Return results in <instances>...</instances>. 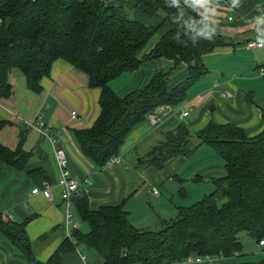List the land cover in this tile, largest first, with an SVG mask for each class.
<instances>
[{
  "label": "trees",
  "instance_id": "1",
  "mask_svg": "<svg viewBox=\"0 0 264 264\" xmlns=\"http://www.w3.org/2000/svg\"><path fill=\"white\" fill-rule=\"evenodd\" d=\"M133 2L147 14L161 12L162 25L169 27L148 54H142L144 47L160 26L132 18L124 4L112 0H0V98L12 94L11 68L21 69L35 90L59 58L83 70L90 87L101 88V113L93 126L76 133L83 155L100 166H107L119 154L137 123L162 106L183 101L189 87L208 72L201 63L205 54L234 44L233 37L201 17L197 0ZM163 57L187 64V80L159 75L127 95L111 87V81L137 70L146 59ZM203 143L225 160L226 174L213 180L216 190L190 207H181L159 229L136 227L124 203L93 208L86 197H80L77 209L90 230L75 229L77 243L97 250L104 264H173L205 255L242 256V231L264 240V130L250 136L236 124L212 120L192 134L182 124L142 157L139 167L162 169L170 158L191 156ZM28 157V152L11 151L0 144V159L11 166L24 167ZM0 232L25 257L37 261L25 222L6 220L0 212ZM71 236L47 264H63L62 254L76 246ZM237 264H264V260Z\"/></svg>",
  "mask_w": 264,
  "mask_h": 264
},
{
  "label": "crops",
  "instance_id": "2",
  "mask_svg": "<svg viewBox=\"0 0 264 264\" xmlns=\"http://www.w3.org/2000/svg\"><path fill=\"white\" fill-rule=\"evenodd\" d=\"M234 2V8L229 0L199 3L201 17L219 32L233 37L234 44L218 47L201 58L208 72L189 87L183 101L156 110V123L147 117L133 127L119 149L118 155L122 159L119 164L100 166L81 151L76 131L93 126L101 113V88L90 87L87 73L59 58L53 62L49 76L42 78L41 88L35 90L29 87L21 69L11 68L12 94L0 98V144L11 151L20 149L28 152L29 157L22 168L0 159V212L6 220L25 222L37 261L47 264L70 236L61 199L62 168L50 140L42 134L45 128L54 133L59 146L67 154L71 174L80 181L79 193L75 197V215L80 226L83 220L77 202L80 197H86L93 208L124 203L130 221L143 229H152L160 220L162 226V221L170 219L173 210L179 212L182 205L173 200L178 192L189 198L184 186L177 192L173 179L180 184L190 180L213 182L214 178L226 174L224 158L206 143L192 154L194 159H190L192 156H175L167 160L162 169L154 166L140 168L141 158L165 141L168 132L185 124L192 134H196L212 120L218 124H236L250 136L264 130V77L259 76L258 71L264 66V48L252 49L246 45L249 40L256 41L264 35V0ZM112 3L124 4L134 11L138 20L148 25L160 26L157 30L160 38L169 28L167 24L162 25V13L148 15L135 8L132 0H112ZM154 60L160 68L157 64L146 65L150 61L154 63ZM133 74L139 78L137 85L134 81L126 89L116 90L112 83L111 87L120 95H127L143 88L159 75L171 74L175 80H187L190 71L187 64L163 57L146 59ZM225 93L230 95L225 96ZM184 110H189V115L183 116ZM72 111L78 112V119L72 118ZM39 122L45 124L41 129ZM189 161L191 164L185 165ZM197 164L202 165L194 169ZM192 169L194 171L190 172ZM167 180L170 184L165 183ZM47 182L52 186V198L32 194L35 188ZM154 188L159 192L154 193ZM80 226L77 228L79 231ZM73 231L71 237L76 246L62 254L63 264H104L103 255L84 243H77ZM257 241L263 256L264 245ZM235 257L211 258L202 263L185 260L173 264H237L241 260ZM245 258L249 260L250 257ZM255 260L261 261L264 257ZM35 262L25 257L0 232V264Z\"/></svg>",
  "mask_w": 264,
  "mask_h": 264
},
{
  "label": "built area",
  "instance_id": "3",
  "mask_svg": "<svg viewBox=\"0 0 264 264\" xmlns=\"http://www.w3.org/2000/svg\"><path fill=\"white\" fill-rule=\"evenodd\" d=\"M230 6L232 8L236 7L234 0H229ZM230 19H233L230 17ZM247 47L252 48V49H257V48H264V36H260V38L256 41L254 40H249L247 42ZM259 76L264 77V66L259 68ZM225 96L230 95L228 93L224 94ZM189 110H184L182 115L187 116L189 115ZM73 119H78V112L77 111H72L71 114ZM148 119H150L152 122L156 123L157 122V116L155 113H151L148 115ZM43 122H39V128L41 129L44 127ZM42 134L47 137L52 146L54 147L55 150V155L56 158L59 162V165L62 168L61 172V179H60V185L62 187V193H61V199H62V204H63V213L65 217V226L68 230L69 235H72V231L77 229L80 226V220L77 218L75 215V197L79 193V188H80V181L71 174L69 168H68V159H67V154L65 150L59 146L57 140L54 137V133L51 132L48 128H45L42 130ZM122 159L119 155L111 158L107 166H111L114 164H119L121 163ZM154 193H158L159 190L157 188H154ZM32 194H43L44 196L48 198H52V186L50 183H44L42 186L35 188L32 191ZM261 245H264V240L260 241ZM191 263H202V262H208L211 260L210 255H205L203 257H196V258H189L187 259Z\"/></svg>",
  "mask_w": 264,
  "mask_h": 264
},
{
  "label": "rangeland",
  "instance_id": "4",
  "mask_svg": "<svg viewBox=\"0 0 264 264\" xmlns=\"http://www.w3.org/2000/svg\"><path fill=\"white\" fill-rule=\"evenodd\" d=\"M126 8L128 10L129 15L132 18L138 19L137 16L135 15L134 11H131L128 7H126ZM135 8H137V7L135 6ZM137 9L141 10L139 8H137ZM141 11H143V10H141ZM144 13H146V12H144ZM159 13H161V12H159ZM159 38H160V32L157 31L151 37L150 41L147 42L146 48H145V50H143L142 54L151 50V48L159 40ZM155 61L156 60H154V63H151V61H150L148 64L146 63V65L152 64L153 66H156V64H157V66L160 68L159 64ZM135 71L123 73L121 76H119L118 78L111 81L112 84L111 83L110 84L116 90L122 89V88L126 89L125 87H128L130 85V83H133L134 81H136V83L134 85H137L139 78L137 79V77L133 74ZM152 113H155V112H152ZM194 158L195 157L192 156V158H190V159H194ZM191 162L192 161H189V162L185 163V165L191 164ZM202 164H197L194 169H198V167H200ZM194 169H192L190 172H193ZM186 178H190V177L186 176ZM172 182H174L177 185L176 186L177 192L181 189L182 186H184L186 191L189 193V198H187V199L182 194H180L179 192H178V195L176 196V198L173 199L175 201V203L181 204L182 207H190V206L194 205L198 201L202 200L207 193H211L212 191L216 190V188H217V186L212 181H208V180H204V181L203 180H195V181L190 180L189 182H186L185 184H180L178 181H175L173 179ZM165 183L170 184V180H167ZM174 187H175V185H174ZM178 210H179V208H178ZM172 213L173 214H172V216H170V219L172 217L175 218L177 216L176 214H178V211L173 210ZM159 228H161V220L158 222L157 226L153 227L152 229H159ZM89 230H90V225L88 223L82 221L81 226H80V231L82 233H87V232H89ZM240 237H241L242 242H243V250H242L243 256H239V257L236 256L237 257V258L235 257L236 259L239 258L241 261H256L255 258L258 259V258L264 257V255L262 256L260 249L257 246L258 241L255 237H252L247 231H242L240 233ZM249 253H254V255L252 256ZM245 257H250V258L248 260Z\"/></svg>",
  "mask_w": 264,
  "mask_h": 264
},
{
  "label": "clouds",
  "instance_id": "5",
  "mask_svg": "<svg viewBox=\"0 0 264 264\" xmlns=\"http://www.w3.org/2000/svg\"><path fill=\"white\" fill-rule=\"evenodd\" d=\"M206 2L207 0H197V3H201V4L206 3Z\"/></svg>",
  "mask_w": 264,
  "mask_h": 264
},
{
  "label": "water",
  "instance_id": "6",
  "mask_svg": "<svg viewBox=\"0 0 264 264\" xmlns=\"http://www.w3.org/2000/svg\"><path fill=\"white\" fill-rule=\"evenodd\" d=\"M35 264H45V263H43L41 261H36Z\"/></svg>",
  "mask_w": 264,
  "mask_h": 264
}]
</instances>
